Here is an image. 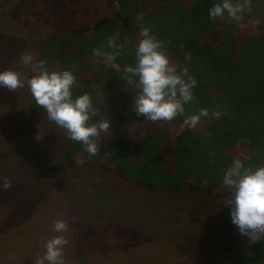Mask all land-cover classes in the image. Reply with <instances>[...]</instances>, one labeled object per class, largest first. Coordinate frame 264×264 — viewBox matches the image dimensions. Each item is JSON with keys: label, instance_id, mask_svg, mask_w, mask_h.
Returning <instances> with one entry per match:
<instances>
[{"label": "rangeland", "instance_id": "obj_1", "mask_svg": "<svg viewBox=\"0 0 264 264\" xmlns=\"http://www.w3.org/2000/svg\"><path fill=\"white\" fill-rule=\"evenodd\" d=\"M230 2L243 6V12L238 14L243 19L233 20L227 13L218 19L223 27H227V36L232 33L235 40L227 39L228 45L233 44L228 52L243 59L244 51H240L253 46L252 41H256L258 34L264 31V0H251L250 7L245 0ZM218 3L222 0H3L0 5V72L10 70V60L1 51L23 44V54L30 53L51 35L86 24L92 26L103 17L117 19L121 13L132 15L134 11H141V14L150 11L148 14L151 15L153 9H158L157 14L150 16L155 24L160 17L159 21H163L162 9L209 11ZM142 9L147 10L143 12ZM2 11L8 12L10 17L7 18ZM257 19L260 23L253 26ZM8 27L14 32L19 30L22 36L8 40ZM118 31L115 24L108 23L89 34L58 35L51 45L63 42L65 52L57 55L59 63L56 66L77 75L76 86L89 91L96 82V76L100 79L102 74L116 75L120 70L115 61L117 54L123 51ZM25 35L29 45L25 43ZM69 40L70 44L64 42ZM123 43L129 50V39L125 38ZM255 60L259 64L262 62L263 69L264 60L260 56ZM21 62L18 57L16 72L20 79H27L25 69H19ZM80 75L85 78L81 79ZM127 78L130 79L129 76ZM212 80L214 84L218 82L216 76ZM122 81L123 77L117 76L116 85L103 90L101 83H94L95 91L88 95L92 97L94 93L92 109H97L101 115L91 125H96L98 131L101 121L107 120L110 125L106 132L99 131L96 136L101 142V161L115 155V140L124 138L129 142L122 155L136 163L142 146L151 135L159 132V126L158 122L137 115L135 111V100L141 94L140 83L123 84ZM26 82L29 85V80ZM253 82L252 86L246 83L221 91L212 88L213 102L208 106V115L200 117L202 124H197L195 129L199 133L204 131L198 143L199 150L210 153L205 155L207 157L214 153L213 157L218 160L205 165L199 176L185 175V180L191 177L198 184L209 185L213 191L219 192L228 188L223 184V175L234 160L241 161L242 172L245 169L254 172L260 167L264 149V71L258 73ZM119 91L127 99L122 110L121 104L114 109L107 99ZM71 94L74 101V92ZM25 96L20 88L9 91L0 85V128L4 131L0 138L16 136L6 141L10 150L9 147L0 150V264H36L37 258L46 253V242L58 235L68 241L62 246L64 264H235L240 254L251 255L249 239L241 236L231 223V198L215 196L200 189L191 190L186 184L155 189L140 183H129V186L115 185L113 181L104 183L102 180L113 178L111 171L97 166L86 167L82 162L73 163L58 154L57 145L63 141L58 139L66 135V129L41 113L40 105L33 103L30 106L32 97ZM210 114L214 119L208 117ZM43 122L56 133L48 130V138L38 136L39 140L34 143L26 127L31 123L39 129ZM158 144L162 146V143ZM43 157L48 159L49 166L40 163ZM175 171L174 167L171 172L176 179H181L183 176ZM5 178L11 181V187L6 190L3 189ZM170 178L172 175L168 176ZM42 179L45 183L49 181L45 188H39ZM1 209L9 217L3 215ZM57 219L65 220L67 231H55ZM110 230L114 232L109 236ZM103 232L107 235H104L103 242L94 244L98 249L88 248L87 242H95L89 239L93 240L95 234L103 235ZM78 234L86 239L81 242L84 249L80 252L71 246ZM108 236L107 245L104 241ZM91 252L96 256L93 257Z\"/></svg>", "mask_w": 264, "mask_h": 264}, {"label": "trees", "instance_id": "obj_2", "mask_svg": "<svg viewBox=\"0 0 264 264\" xmlns=\"http://www.w3.org/2000/svg\"><path fill=\"white\" fill-rule=\"evenodd\" d=\"M2 1L3 0H0V5ZM144 10L147 9H142L143 12ZM140 12L141 11H134L132 15H128L124 12L123 14H119V16L117 15V19L103 17L95 21L92 26L87 24L78 26L68 31H61V35H58H60V37H68L79 33L89 34L94 32V30L103 28L108 23L115 24V28L118 27V33L121 34L120 42L123 51L117 54L115 61L117 62L118 69L120 68L121 71L119 70L116 75H108V73H105L102 74L100 79H98L97 76L94 78L96 81L94 83H101V90H103L109 86L116 85L115 82L117 76L123 77V84H130L133 81L139 82L138 74L127 73L125 69L129 66L133 68L137 66L138 58L136 56V48L138 46L139 40L143 38L140 35L141 29L147 26L151 30L150 34L155 36V38L161 42V47L159 50L164 52V54L167 56L169 60V66L175 69L176 74L181 75L182 78L187 80V76L183 75V69L187 68L188 76H193L196 79V86L192 89V100L183 105L184 113L182 115H177L174 120L168 121L166 123L156 121L158 122L159 132L156 135H151L147 143L142 146V153L140 154L139 160L136 163H132L127 158L123 157L122 154L126 152L125 150L128 148L127 145L129 141L124 138H119V136L117 137L119 139L115 140L116 145H114L117 153L111 157H107L105 161H101L99 158V151L102 150L100 147L101 142L97 137L91 138L92 142H94L98 148L97 154L92 156L85 150L86 145H84L82 142L69 139V133L66 130V135L63 138L61 137L58 139L59 142L63 140L62 144L57 145L58 149L60 150V153L58 154H61V156L64 155L73 163L82 162V164L86 167L97 166L103 170H106L107 172L111 171L113 178L111 180H102L104 183L113 181L112 183L115 185L124 186H129V183H140L155 189L163 188L166 185L186 184L191 190L200 189L215 196H225L232 198L234 195L233 189L227 188L220 190L219 192H215L211 187H209V185L198 184L195 180L191 179V177L185 180V175H201L205 165L211 161L215 162L218 160V158L215 159L213 157L214 153H212L211 157H207L205 155H210V153L205 154L203 151L199 150L201 148L198 146V143H200V138L204 134V131L199 133L195 127L197 124H202L200 123V120L194 127L184 126L183 122L191 115H198L201 108H206L208 110L209 104L213 102V95L211 93L212 88L221 91L220 89L229 86H241L245 85L246 83L252 86V84H254L253 80L257 78L258 73H263L264 71V68L262 69L261 66L262 62L259 64L257 60H255L256 56H260V58L264 60V31L258 34L259 37H256V41H252L254 44L253 46H247L245 49L240 51H244V54H242L244 58L240 59L228 52V50L232 49L233 44L228 45L227 39L235 41L232 37L233 34L231 33L230 37H228L226 34L227 27H223V25L219 22L220 20L218 17L215 20H211L209 18V11H205L204 9H162L163 21H159L161 18L160 17L157 19L155 24L151 22L150 16L152 13L158 12V9H153L151 15L148 14L150 11H146L145 14H141ZM1 13H4L8 18V12L6 13V11H2ZM0 19L2 20L1 15ZM1 26L2 23L0 22V28ZM18 28L20 30V26H18ZM7 30L10 31L8 40L13 36H22L21 33H18L19 30L14 32L10 27H8ZM58 35H51L46 41L40 42V45L30 52L32 55V60L29 63H24L21 60V65L19 64V69L21 70L24 68L27 73V79L21 78L23 86L20 87V90L26 94L25 98L29 96L32 97L31 101L29 102L30 106H32L33 103H36V101L31 93L30 86L26 85V81H30L34 76L39 75L41 72H48L51 74L53 71L63 72L66 69L62 66H56L59 63V58L57 55L62 54V51L65 52V48L62 47L63 42L56 44L54 43L51 45V42L54 41ZM261 36L263 37L261 38ZM245 37L246 36L242 37L241 40ZM24 38H26V45H29L30 42L28 43V37L25 35ZM125 38L129 39V50H127L124 46L123 40ZM218 39H223V41L220 42ZM224 39H226V41H224ZM64 42H69L70 44V40ZM22 45H17L12 50L1 51V53L6 55L10 60L8 68L11 71L16 72V68L18 66V57L21 56L19 54H23L24 48H22ZM255 45H257V47ZM258 46L261 47V49ZM246 50L247 52L245 54ZM87 72L88 74L91 73L90 71ZM73 76L78 79L77 75ZM127 76H129L130 79H128ZM213 76H216L218 79L216 84H214V81L212 80ZM84 78V76L81 77V79ZM94 83L93 87L89 88V91L84 87L76 86L74 83L71 86L70 91L74 92L73 96L76 99L85 93L90 94V92H94ZM121 85L119 84V89H121ZM92 89L93 91H91ZM119 92L120 93H114L110 95L107 99L109 104L114 109H116L117 106L121 104L123 108L120 110H122L126 106L125 102L127 99L123 98L122 91ZM93 96L91 97V101L94 99ZM40 108L41 109L39 111L45 114L48 118L46 109H44L42 106H40ZM34 109L36 110V108ZM96 110L97 109L91 108L89 111L90 118L87 122L89 126L93 120L100 118L101 112ZM210 116L211 114L208 117L210 118ZM210 119H214V116L212 115ZM50 121L53 122L52 120ZM166 124H169V126ZM40 125L41 126L39 129H37L36 125H32L31 123H28L27 127L25 126L26 129H28L31 139L34 143L39 140L38 136H43L44 139L48 138V130L51 131L45 122ZM3 132L4 131L0 128V137H2ZM50 133L54 134L56 131L52 130ZM12 136L13 137H8V135H5L3 138H0V150L2 148L7 149L9 147V144H7L8 142L6 141L16 137L13 134ZM158 143H162V146L159 147ZM54 144V146H56V143ZM8 150H10V147ZM167 152H171V154L165 155ZM43 158V160H40V163L49 166L48 159L46 157ZM261 158L262 160L260 167H264V149ZM12 161H10V163ZM181 163L184 165H180ZM58 165H61V161H58ZM174 167L176 169L175 173L183 176L181 179H176V176L173 174V172H171ZM211 168L215 169L217 167ZM148 172H150V174H148ZM169 172L170 174L167 175ZM145 173H147L148 176H146ZM45 174L43 175V179ZM170 175L173 177L170 178L171 180L168 179V176L170 177ZM43 179L41 180L42 185L39 188H45V184L49 182L47 181L45 183L43 182ZM1 211L3 215H7V217H9L5 211L2 209ZM113 232L110 230L108 235ZM104 235H106L104 232L103 235L101 233L95 234L96 237L93 238V240L89 239V241H95L94 243H89L87 240L86 245L88 248H94L95 250L98 249V245L96 246L94 244L97 243L100 245L105 239ZM109 236L108 240L104 241L107 245V241L110 239ZM83 240H86L84 235L78 234V237L73 239V242H71V246L80 252V250L82 251L84 249V244H82ZM248 249L251 252V255L248 256L244 253L240 254L239 260L235 264H264V238L256 243H250ZM91 254H93V257L96 256L94 255V252H91ZM89 257H91V255H89Z\"/></svg>", "mask_w": 264, "mask_h": 264}, {"label": "clouds", "instance_id": "obj_3", "mask_svg": "<svg viewBox=\"0 0 264 264\" xmlns=\"http://www.w3.org/2000/svg\"><path fill=\"white\" fill-rule=\"evenodd\" d=\"M245 2L251 6V0ZM242 12V5H233L230 0H222V3L209 10V18L215 20L227 13L233 20H242V15H238ZM259 23L257 19L253 21V26ZM150 31L147 26L141 29L140 35L143 38L139 40L136 48L137 66L126 67L125 71L138 74L139 77L141 94L135 100L137 115H143L151 121H172L177 115L184 113L183 105L192 100V89L197 81L193 76H188L187 68L183 69L187 80L176 74L175 69L169 66L167 56L159 50L161 42L151 35ZM20 59L29 63L32 55L25 53ZM75 80L76 77L69 71H53L51 74L41 72L28 83L36 103L46 109L48 118L65 128L69 139L82 142L86 145L85 150L95 156L98 148L91 138L98 136L99 131L106 132L110 125L107 120L101 121L99 131L96 125H88L89 111L92 108L91 97L85 93L72 100L70 89ZM0 85L9 91L23 86L17 72L11 70L0 72ZM207 115L208 110L201 108L198 115L189 116L183 125L194 127L201 116ZM242 168L241 161L234 160L224 172L223 184L234 190V195L229 201L231 223L237 227L241 236L247 237L250 243H256L264 238V167H259L254 172L251 169L242 172ZM10 187L11 181L5 178L3 189ZM54 229L56 232H65L68 225L65 220L57 219ZM67 243V239L59 235L48 240L45 245L46 253L37 258L36 264H45V261L48 264H64L62 246Z\"/></svg>", "mask_w": 264, "mask_h": 264}]
</instances>
